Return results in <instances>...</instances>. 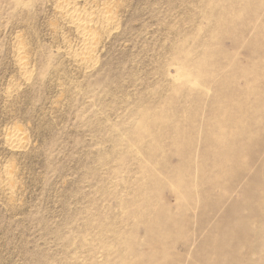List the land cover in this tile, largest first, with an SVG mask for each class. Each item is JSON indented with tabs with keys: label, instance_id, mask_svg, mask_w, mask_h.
<instances>
[{
	"label": "rangeland",
	"instance_id": "obj_1",
	"mask_svg": "<svg viewBox=\"0 0 264 264\" xmlns=\"http://www.w3.org/2000/svg\"><path fill=\"white\" fill-rule=\"evenodd\" d=\"M0 264H264V0H0Z\"/></svg>",
	"mask_w": 264,
	"mask_h": 264
},
{
	"label": "bare ground",
	"instance_id": "obj_2",
	"mask_svg": "<svg viewBox=\"0 0 264 264\" xmlns=\"http://www.w3.org/2000/svg\"><path fill=\"white\" fill-rule=\"evenodd\" d=\"M63 5H65V4H63ZM63 7L65 8V6H62V8ZM68 7H69V5H68ZM65 9H64V11H65ZM75 9H77V8H75ZM75 9L72 8V7L68 8V11L66 13H67V16L69 17L71 23L75 24L79 29L82 30L81 34L84 36L83 48L88 50L90 48V44L88 43V40L90 39L89 36H88V30L90 29L91 19H89L86 16L84 17L83 15L81 16L79 14L81 12L78 9L77 10L79 12H77ZM18 138H19L18 134L13 136V139H18Z\"/></svg>",
	"mask_w": 264,
	"mask_h": 264
}]
</instances>
